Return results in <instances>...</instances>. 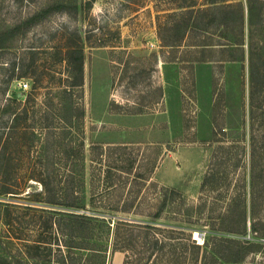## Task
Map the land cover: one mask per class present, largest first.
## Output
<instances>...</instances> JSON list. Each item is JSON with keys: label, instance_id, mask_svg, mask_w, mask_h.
Returning a JSON list of instances; mask_svg holds the SVG:
<instances>
[{"label": "rangeland", "instance_id": "rangeland-1", "mask_svg": "<svg viewBox=\"0 0 264 264\" xmlns=\"http://www.w3.org/2000/svg\"><path fill=\"white\" fill-rule=\"evenodd\" d=\"M6 216L50 264H264V0H0Z\"/></svg>", "mask_w": 264, "mask_h": 264}, {"label": "trees", "instance_id": "trees-1", "mask_svg": "<svg viewBox=\"0 0 264 264\" xmlns=\"http://www.w3.org/2000/svg\"><path fill=\"white\" fill-rule=\"evenodd\" d=\"M14 101H19L17 96ZM10 193L17 194L15 192ZM27 195H30L29 198L34 199L31 201H37L36 199L42 197L43 193L34 190L32 194L28 193ZM73 208L76 207L73 206ZM61 214L72 219V222L79 223V225H87L92 220V217L88 215L75 212ZM32 219L31 225L27 224L25 227L15 228L14 222L6 216L5 221H3L6 229L0 231V264H50L53 261L51 260L54 251L53 246L57 245L60 249V245L57 244L60 242L59 237H56L53 233V228L57 226V223L52 222L51 219L45 220L43 216L33 217ZM30 227L34 230L35 235L29 234L28 228ZM30 238L34 239L30 240ZM63 253V251H60L61 255L57 257H60L57 264L68 263L69 259L67 260V257H65V260ZM84 263H90V259Z\"/></svg>", "mask_w": 264, "mask_h": 264}, {"label": "built area", "instance_id": "built-area-1", "mask_svg": "<svg viewBox=\"0 0 264 264\" xmlns=\"http://www.w3.org/2000/svg\"><path fill=\"white\" fill-rule=\"evenodd\" d=\"M20 88L26 90L28 88V84H20Z\"/></svg>", "mask_w": 264, "mask_h": 264}, {"label": "clouds", "instance_id": "clouds-1", "mask_svg": "<svg viewBox=\"0 0 264 264\" xmlns=\"http://www.w3.org/2000/svg\"><path fill=\"white\" fill-rule=\"evenodd\" d=\"M94 11H95V9H94Z\"/></svg>", "mask_w": 264, "mask_h": 264}]
</instances>
